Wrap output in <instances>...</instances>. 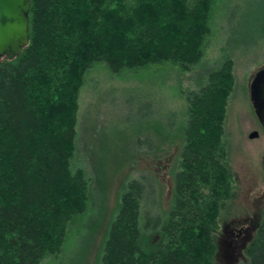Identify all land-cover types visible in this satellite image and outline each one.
Returning <instances> with one entry per match:
<instances>
[{
    "label": "trees",
    "instance_id": "trees-1",
    "mask_svg": "<svg viewBox=\"0 0 264 264\" xmlns=\"http://www.w3.org/2000/svg\"><path fill=\"white\" fill-rule=\"evenodd\" d=\"M215 0H30L29 42L0 61V264H40L57 254L67 224L88 205L89 178L72 166L77 97L85 73L202 58ZM232 60L185 94V136L173 200L154 224L144 186L120 195L99 264H213V231L233 191L224 120ZM149 233H156L153 241ZM239 264H264V206Z\"/></svg>",
    "mask_w": 264,
    "mask_h": 264
},
{
    "label": "rangeland",
    "instance_id": "rangeland-1",
    "mask_svg": "<svg viewBox=\"0 0 264 264\" xmlns=\"http://www.w3.org/2000/svg\"><path fill=\"white\" fill-rule=\"evenodd\" d=\"M210 15L202 58L187 69L162 62L113 72L98 62L85 73L71 163L89 178L88 205L68 222L61 250L45 254L40 264H99L120 195L131 179L143 183L141 209L151 217L149 224L166 216L184 143L185 94L227 58L233 64V87L224 138L234 185L213 231V264L246 260L264 206V130L249 95L252 77L264 66V0H215ZM253 130L258 135L249 138ZM146 236L156 239V233Z\"/></svg>",
    "mask_w": 264,
    "mask_h": 264
},
{
    "label": "water",
    "instance_id": "water-1",
    "mask_svg": "<svg viewBox=\"0 0 264 264\" xmlns=\"http://www.w3.org/2000/svg\"><path fill=\"white\" fill-rule=\"evenodd\" d=\"M30 0H0V61L15 58L29 42ZM254 114L264 130V66L255 72L249 85ZM256 130L248 134L257 137Z\"/></svg>",
    "mask_w": 264,
    "mask_h": 264
}]
</instances>
